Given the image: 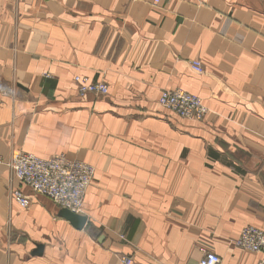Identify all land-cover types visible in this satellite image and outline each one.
Instances as JSON below:
<instances>
[{
	"label": "crops",
	"instance_id": "crops-1",
	"mask_svg": "<svg viewBox=\"0 0 264 264\" xmlns=\"http://www.w3.org/2000/svg\"><path fill=\"white\" fill-rule=\"evenodd\" d=\"M174 89L201 121L158 104ZM17 152L94 167L82 229L12 177ZM247 225L264 232V0H0V264H256Z\"/></svg>",
	"mask_w": 264,
	"mask_h": 264
},
{
	"label": "built area",
	"instance_id": "built-area-1",
	"mask_svg": "<svg viewBox=\"0 0 264 264\" xmlns=\"http://www.w3.org/2000/svg\"><path fill=\"white\" fill-rule=\"evenodd\" d=\"M157 1V0H156ZM192 69L202 73L203 69L196 60L190 62ZM77 95L87 93L106 95L108 86L101 81H91L88 77L76 75L73 79ZM158 104L177 116L201 121L208 112L202 99L181 89L162 90L157 99ZM12 177L24 184L33 193L51 200L60 209L82 214L83 201L87 187L90 185L94 167L77 159H71L63 153L42 158L29 152L14 153L8 163ZM11 197L23 208L29 199L18 189L11 190ZM233 246L259 253L256 264H264V232L259 228L247 225L233 240ZM124 264L131 259L122 257ZM220 257L214 252L205 251L199 264H219Z\"/></svg>",
	"mask_w": 264,
	"mask_h": 264
},
{
	"label": "water",
	"instance_id": "water-1",
	"mask_svg": "<svg viewBox=\"0 0 264 264\" xmlns=\"http://www.w3.org/2000/svg\"><path fill=\"white\" fill-rule=\"evenodd\" d=\"M62 216L77 229H82L85 226L86 217L84 215L73 213L68 209H62ZM37 252H40V250L38 249Z\"/></svg>",
	"mask_w": 264,
	"mask_h": 264
},
{
	"label": "bare ground",
	"instance_id": "bare-ground-1",
	"mask_svg": "<svg viewBox=\"0 0 264 264\" xmlns=\"http://www.w3.org/2000/svg\"><path fill=\"white\" fill-rule=\"evenodd\" d=\"M82 215V214H81Z\"/></svg>",
	"mask_w": 264,
	"mask_h": 264
}]
</instances>
